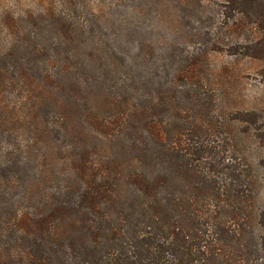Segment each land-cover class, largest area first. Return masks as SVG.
I'll list each match as a JSON object with an SVG mask.
<instances>
[{"label": "trees", "instance_id": "16d2710c", "mask_svg": "<svg viewBox=\"0 0 264 264\" xmlns=\"http://www.w3.org/2000/svg\"><path fill=\"white\" fill-rule=\"evenodd\" d=\"M220 1L235 35L247 30L234 56L264 63V0ZM47 63L41 70L30 60L19 72L16 86L24 90L6 115L15 133L0 143V188L15 190L0 193L13 203L0 207V264H264V158L251 164L249 154L224 153L219 145L211 164L213 153L194 138L169 139L150 108L142 111L148 76L140 92L130 77L128 90H136L139 103L127 100L131 111L118 127L106 123L96 131L104 159L74 155L70 178L50 188L51 196L41 168L26 183L15 180L14 169L42 165L47 151L60 155L68 149L64 139L83 136L71 114L49 108L59 104L51 100L56 76ZM131 67L129 75L137 72ZM259 77L264 84V67ZM38 195V208L30 206Z\"/></svg>", "mask_w": 264, "mask_h": 264}, {"label": "rangeland", "instance_id": "374dc122", "mask_svg": "<svg viewBox=\"0 0 264 264\" xmlns=\"http://www.w3.org/2000/svg\"><path fill=\"white\" fill-rule=\"evenodd\" d=\"M228 13L220 0H0V73L5 75L0 78V143L15 133L5 122L24 90L16 86L19 72L30 60L41 70L47 61L54 67L57 89L51 100L59 105L49 108L71 114L74 130L83 133L81 140L69 135L61 142L66 152L47 151L42 165L14 169L15 180L26 183L41 168L46 175L42 188L51 196L50 188L70 178L65 174L77 161L74 155L104 159V141L96 131L106 123L118 127L131 105L139 103L136 90H128L133 76L138 92L143 76L151 80L142 111L150 108L169 139L194 138L193 144L213 153L207 160L211 164L219 145L227 149L224 153L249 154L251 164L262 162L264 84L259 74L264 63L234 56L237 37L248 34L235 35ZM131 65L137 72L129 75ZM187 95L197 101L191 104ZM0 189L7 195L15 190ZM39 196L29 205L38 208ZM11 204L0 197V207Z\"/></svg>", "mask_w": 264, "mask_h": 264}]
</instances>
